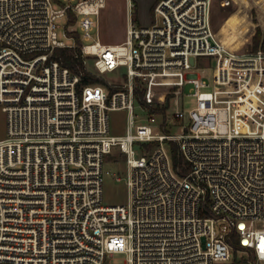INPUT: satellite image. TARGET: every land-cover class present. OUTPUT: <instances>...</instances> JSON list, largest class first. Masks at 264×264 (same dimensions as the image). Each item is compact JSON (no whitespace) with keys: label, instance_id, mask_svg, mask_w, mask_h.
<instances>
[{"label":"built area","instance_id":"built-area-1","mask_svg":"<svg viewBox=\"0 0 264 264\" xmlns=\"http://www.w3.org/2000/svg\"><path fill=\"white\" fill-rule=\"evenodd\" d=\"M107 1L0 0V264H112L116 253L125 264H264V132L233 130L264 50H229L214 0H158L150 25L128 0L126 39L104 43ZM70 13L88 71L124 82L82 84L54 57L75 47L58 32ZM113 110L128 112L119 135ZM115 148L128 201L108 205L103 165Z\"/></svg>","mask_w":264,"mask_h":264},{"label":"rangeland","instance_id":"rangeland-1","mask_svg":"<svg viewBox=\"0 0 264 264\" xmlns=\"http://www.w3.org/2000/svg\"><path fill=\"white\" fill-rule=\"evenodd\" d=\"M134 8L136 3L132 0ZM142 23L150 25L154 20V13L150 9V0H140ZM243 0H214L212 10V23L214 29L219 32V29L225 22L229 14L238 9ZM115 5L116 17L118 24L110 27L108 21L110 19L112 6ZM260 8L257 6L250 10L251 20L254 24L253 30L249 33L248 17L241 16L236 20V23L229 21L225 31L226 40L229 49L232 51L252 52L258 49L264 50V25L260 20ZM128 0H108L106 7L100 14V37L103 42L116 43L125 39L127 24L129 21L128 15ZM135 17V13H134ZM139 23V21H137ZM61 28H59V37L67 44H73L75 47L81 48L82 39L77 30L76 21L70 17L68 28L66 30L65 19L60 20ZM140 24V23H139ZM260 29L261 41L258 47H255L253 38ZM71 37V38H70ZM78 38L80 42H78ZM204 60V59H203ZM203 65V63L201 64ZM214 66V63L212 64ZM87 67L89 70H94L92 60L88 61ZM211 71L208 72L210 74ZM107 82H124L118 73H108L101 76ZM259 81L254 79L249 85L241 91V95L235 99V119L234 129L237 132L256 133L264 130V71L259 74ZM192 85H188L185 89L183 98V109L189 111L196 106V98L189 94ZM135 113H141V109L136 104ZM128 120V112L126 110H113L109 112V123L112 134L119 135L125 132ZM173 125V124H172ZM174 132H178V127L173 126ZM7 125L6 115L0 105V139L6 137ZM104 203L108 205L123 204L128 201V192L123 180H117L118 176L124 175V162L121 160L119 150L115 148L112 153L105 156L104 165ZM126 255L124 253H116L111 257L112 264H125Z\"/></svg>","mask_w":264,"mask_h":264},{"label":"trees","instance_id":"trees-1","mask_svg":"<svg viewBox=\"0 0 264 264\" xmlns=\"http://www.w3.org/2000/svg\"><path fill=\"white\" fill-rule=\"evenodd\" d=\"M134 13H135V19L138 21L136 12L134 11ZM70 17L73 19V21H76V16L73 13H70ZM261 38H262L261 31L259 29L253 38L256 48L258 47ZM78 42H80L79 38H78ZM54 57L58 59L63 65L69 67L74 73L80 74L82 77V84L97 83L106 86L108 85V82L104 78H102L101 76L93 75L91 72L88 71L86 65L84 64V58L80 48L78 49L77 47L57 48L54 52ZM137 96L138 99H140L142 95L141 93L137 92ZM172 152H173V161L175 166L176 167L179 166L184 171H186V168L184 167V158L178 153V149L175 146L172 148Z\"/></svg>","mask_w":264,"mask_h":264},{"label":"crops","instance_id":"crops-1","mask_svg":"<svg viewBox=\"0 0 264 264\" xmlns=\"http://www.w3.org/2000/svg\"><path fill=\"white\" fill-rule=\"evenodd\" d=\"M134 1L136 3V7H135L134 11L136 12L137 19H138V21H139V23L141 25H145V24L142 23V18H141V11L142 10H141V7H140L141 4L139 2L140 0H134ZM157 2H158V0H150V2H149L150 3V5H149L150 9H151V11L153 13H154V6H155V4ZM254 6L255 7L257 6L258 8H260V13H259L260 14V20H261V23L264 25V0H243V3H240L238 9L228 15V17L226 18L225 22L223 23V25L221 26V28L219 29V32H218V36L220 37V40L222 41V43L226 44V46L228 48H229L228 44L230 42L228 40H226V37H225L226 28H228L229 25L231 24L230 23L229 25H227L228 22L231 21L233 23L234 22L236 23V20L239 17L246 16V17L249 18V19H247L248 20L247 24H248V29H249V33H250L253 30V22L251 20L250 10ZM112 8H113L112 11H111L112 13H111L110 19L108 21V23H109L111 28L119 23L118 22V18L116 17V10L117 9L115 8V5L112 6ZM99 37H100V17H99ZM100 39H101V37H100ZM125 39H126V36H125ZM104 43H109V42H104ZM116 43H120V42H116ZM256 80L259 81L258 78Z\"/></svg>","mask_w":264,"mask_h":264},{"label":"bare ground","instance_id":"bare-ground-1","mask_svg":"<svg viewBox=\"0 0 264 264\" xmlns=\"http://www.w3.org/2000/svg\"><path fill=\"white\" fill-rule=\"evenodd\" d=\"M224 44V43H223ZM226 46V44H224ZM227 47V46H226ZM228 48V47H227ZM229 49V48H228ZM230 50V49H229ZM232 51V50H231ZM264 71V69H263ZM259 78V76L257 77ZM234 119H235V112H234ZM233 130L236 132V133H239V134H246V135H250V134H256V133H260V132H264V130H260V131H257L256 133H243V132H237L235 129H234V126H233Z\"/></svg>","mask_w":264,"mask_h":264},{"label":"water","instance_id":"water-1","mask_svg":"<svg viewBox=\"0 0 264 264\" xmlns=\"http://www.w3.org/2000/svg\"><path fill=\"white\" fill-rule=\"evenodd\" d=\"M191 62L194 63V58L191 59Z\"/></svg>","mask_w":264,"mask_h":264}]
</instances>
